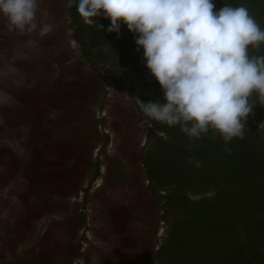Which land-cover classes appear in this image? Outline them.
Here are the masks:
<instances>
[{
  "label": "rangeland",
  "instance_id": "1",
  "mask_svg": "<svg viewBox=\"0 0 264 264\" xmlns=\"http://www.w3.org/2000/svg\"><path fill=\"white\" fill-rule=\"evenodd\" d=\"M212 2L215 4L214 12L225 4L246 7L264 30V0ZM44 13H47L46 21ZM37 19L38 22L52 24L54 30L43 38L37 33L20 34L9 31L6 21L0 17V147H7L10 152L21 155L26 144H31L30 123L25 120L14 125L6 120L5 114L19 117L20 114L14 111L12 105L18 94L26 88L32 89L39 81L56 78L62 71L72 75L68 80L77 91L79 100L88 103L101 140L90 143V167L86 169L81 185L86 190L71 192L66 196H48L54 204H51L48 212L34 220L32 235L17 245L14 256L8 255L2 239L5 240L9 234V228L13 230L18 225L24 203L34 206L35 200L32 191L27 190L23 170L10 172L12 178L0 181L3 184L0 189V264H22L23 260L32 261L37 256L39 260L44 257L48 262L65 264L67 258L64 257V251L67 244L79 251L78 255L70 259L69 264H167L174 247L169 243L172 238V222L185 208L178 209L172 202L169 209L167 206L164 208L162 206L166 204L163 199L164 201L158 200L150 210L144 211L151 214H144L140 200H148V195L146 199H142L138 196L137 188L139 183L146 187L150 179L142 160L132 158V153L141 152L144 156L147 152L155 151L157 138H162L165 142L171 139L164 130V122L153 119L144 111V103L164 102L160 84L152 74L132 75L126 70L116 53L115 41L119 39V35L101 45H95V38L102 30L98 27V24H103L102 16L94 18L97 24L88 25L78 14L79 23L73 25L65 0H39ZM81 40L91 55L84 54ZM249 51L254 55H264V43H260L259 50L249 46ZM89 77L95 80L94 95L91 83L87 81ZM116 86H120V89ZM251 102L254 106L246 120L263 133L264 120L258 119L257 112L263 110L264 105L260 104L255 90ZM66 124L55 125L53 131L72 132L75 124ZM46 141L47 138H43L38 142L39 149H42ZM57 146L55 143L50 144L52 148ZM7 155L3 153L1 157L5 159ZM111 160L114 164H119L121 176L113 183H108ZM96 164L97 177L93 174ZM3 170L5 168L0 163V172ZM223 183L228 192L232 193L230 177H225ZM153 185L158 190V196L170 193L173 202L180 195L191 202L202 199L217 201L215 196L221 188L217 185L197 194L190 189L175 192L171 183L165 185L167 188L161 187L157 182ZM26 192L28 195H25ZM119 205L124 206L130 214L129 223L124 230L125 236L129 234L127 242H123L121 233L115 230L112 221L115 214H109V210L114 211ZM216 209L220 215H227L214 204V210ZM77 213L84 218V225L77 231L74 239H71L66 220L70 214L75 216ZM164 214L166 217H163ZM149 217H152L151 222L145 221ZM142 233L146 234V241L149 242L146 247H139L134 243L135 238H139ZM201 242H206V239L202 238ZM261 251L264 254V248ZM145 259H149L148 262ZM204 260H207L206 256L200 254V264H206L207 261Z\"/></svg>",
  "mask_w": 264,
  "mask_h": 264
},
{
  "label": "trees",
  "instance_id": "2",
  "mask_svg": "<svg viewBox=\"0 0 264 264\" xmlns=\"http://www.w3.org/2000/svg\"><path fill=\"white\" fill-rule=\"evenodd\" d=\"M65 1L67 3V0ZM68 10L72 24L78 25L75 0ZM101 16L103 27L95 38V45H101L119 35L115 48L126 70L132 75L152 74L143 58L144 49L138 48L135 43L137 34L130 32L123 22L119 34L108 32L106 29L110 20ZM80 43L84 54L91 55L83 40ZM64 72L56 78L35 83L32 89L22 90L12 104L14 111L20 114L19 117L5 114L6 120H10L14 125L25 120L30 123L31 144L27 143L29 147L26 144L21 155L10 152L7 147H0V163L7 170L0 172V181L12 178L10 172L23 170L27 190L32 191L35 200L34 206L24 203V209L18 217V225L13 230L9 228V234L5 240L2 239L8 255L14 256L17 245L32 235L34 220L48 212L51 204H54L49 198L51 195L66 196L71 192L86 190L81 185L85 171L90 167V143L101 138L96 121L89 112L88 103L79 100L77 91L68 80L72 75ZM87 81L91 83L94 95L95 80L89 77ZM116 88L120 89V86ZM257 114L258 119L264 120V109L259 110ZM64 122L66 125L75 124L72 132L53 131L55 125ZM245 123L243 138H234L227 144L218 133L209 131L199 139H190L181 131L180 126L170 128L164 123V130L170 140L165 142L162 138H157L155 151L147 152L144 156L141 152L132 153V158L142 160L150 179L146 187L139 183L137 188L138 196L142 199H146L148 195V200H140L142 212L150 213L144 211L150 210L158 200L163 199L166 204L162 206L164 208L167 206L169 209L171 202L178 209L185 208L172 222V238L169 243L174 247L167 264H200V254L206 256V264H264V254L261 251L264 248V132L261 133L247 120ZM149 133L151 135L152 131ZM214 135L215 139L212 138ZM42 137L47 138V141L43 143L42 149H39L38 142L43 140ZM51 143L58 146L52 148ZM3 153L8 154L5 159L1 157ZM118 165L112 160L109 163L108 183H113L121 176ZM97 170L98 164L93 170L95 177L98 175ZM227 175L234 184H229L232 193L223 186V179L229 178ZM153 182L163 188H167L165 185L171 183L175 192L190 189L197 194L217 185L221 188L215 196L217 201L202 199L191 202L180 195L175 197L173 202L170 193L158 196ZM2 187L3 184L0 183V189ZM214 204L227 215H220L218 209L214 210ZM113 210H109V214H115L112 219L115 230L121 233L123 242H127L129 234L125 236L124 230L129 223L130 214L121 205ZM163 217H166V214ZM151 219L152 217H149L145 221L151 222ZM66 223L71 232L70 238L74 239L77 231L84 225V218L79 213L75 216L70 214ZM145 236L146 234L142 233L139 238H135V245L148 246L149 242ZM202 238H205L207 243H202ZM65 247V264H69L70 259L78 255L79 251L76 247H68V244ZM145 254L146 252L144 256ZM145 260L148 262L149 259ZM23 261L22 264H58L48 262L44 257L39 260L38 256L32 261Z\"/></svg>",
  "mask_w": 264,
  "mask_h": 264
},
{
  "label": "clouds",
  "instance_id": "3",
  "mask_svg": "<svg viewBox=\"0 0 264 264\" xmlns=\"http://www.w3.org/2000/svg\"><path fill=\"white\" fill-rule=\"evenodd\" d=\"M73 3L67 0V7ZM75 6L85 24L103 15L110 20L106 31L119 34L123 22L137 34L135 43L164 93L163 103H144L150 117L180 125L190 139L209 131L226 144L243 138L254 90L264 105V55L249 51L259 50L264 30L246 7L225 4L214 12L212 0H75ZM38 11L39 0H0L9 31L43 38L54 29L38 22Z\"/></svg>",
  "mask_w": 264,
  "mask_h": 264
}]
</instances>
